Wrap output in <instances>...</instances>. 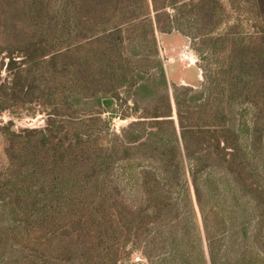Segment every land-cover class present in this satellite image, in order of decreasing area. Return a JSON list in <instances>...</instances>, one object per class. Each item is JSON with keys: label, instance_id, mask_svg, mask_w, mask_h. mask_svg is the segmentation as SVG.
Segmentation results:
<instances>
[{"label": "trees", "instance_id": "trees-1", "mask_svg": "<svg viewBox=\"0 0 264 264\" xmlns=\"http://www.w3.org/2000/svg\"><path fill=\"white\" fill-rule=\"evenodd\" d=\"M173 31L210 55L198 91L169 93ZM1 71L0 113L47 119L2 127L0 264H264L222 242L241 195L264 245V0H0ZM143 92L160 113L110 132Z\"/></svg>", "mask_w": 264, "mask_h": 264}, {"label": "rangeland", "instance_id": "rangeland-1", "mask_svg": "<svg viewBox=\"0 0 264 264\" xmlns=\"http://www.w3.org/2000/svg\"><path fill=\"white\" fill-rule=\"evenodd\" d=\"M155 37L158 60L161 62L165 71V78L170 95H172L173 86L179 87L180 89H191L193 91L202 89V85L205 83L204 71L205 69H208L211 64L208 51L206 50L200 57L194 50L189 37L176 31L169 34H161L157 32ZM8 78L9 75L6 72H0L1 80L8 81ZM155 94L157 97L159 92H156ZM127 95L128 93H126V95L123 93L122 97H126ZM142 96H144V99L139 100L140 105L139 108H137V111L134 110L135 106L132 100L128 98L129 102L127 108H120L123 112H120L113 117L101 116L102 119L109 118L110 132L119 134L121 129L125 128L129 123L138 120L139 117L152 116L155 113H160L161 110L158 109V102H155V100L152 99V97H154L152 92H143ZM128 109H131L129 111H131L132 115L125 120L122 117L127 115L126 113L129 115V112H127ZM34 110V115H30L28 112L23 111L20 117L11 116L8 112L0 113V172H2L7 165L4 153L5 139L1 132L2 127L6 126L11 121L12 125L10 131L14 133H22L25 130L44 129L47 119L46 114H44L38 107H34ZM171 110V119L176 124V108L172 100ZM119 116L121 120L118 119ZM238 200L237 209L232 208L236 213L234 221L232 224H227V230L225 229L224 232L225 238L222 241L224 259H231L234 255L236 257L239 253H242L244 250L243 248H246L247 250L250 249L254 251V253H257V251L260 250L262 252L264 251L262 249L263 237L259 232H256V228H254L257 224L256 222H259V212L257 211V208L251 204L248 197H241V195H239ZM223 203L226 211H230L231 207L234 205L230 193L227 191L224 192ZM245 210H247V213H245ZM244 219H247L246 222H248V231L245 237L241 231ZM130 259L137 264H147L142 255L136 251L131 253Z\"/></svg>", "mask_w": 264, "mask_h": 264}]
</instances>
